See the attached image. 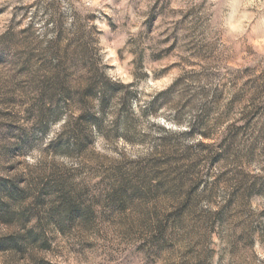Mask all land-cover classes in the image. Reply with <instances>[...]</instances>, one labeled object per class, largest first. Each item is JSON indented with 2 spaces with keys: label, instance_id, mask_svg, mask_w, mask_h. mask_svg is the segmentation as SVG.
Returning <instances> with one entry per match:
<instances>
[{
  "label": "rangeland",
  "instance_id": "obj_1",
  "mask_svg": "<svg viewBox=\"0 0 264 264\" xmlns=\"http://www.w3.org/2000/svg\"><path fill=\"white\" fill-rule=\"evenodd\" d=\"M0 264H264V0H0Z\"/></svg>",
  "mask_w": 264,
  "mask_h": 264
}]
</instances>
